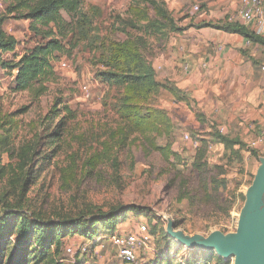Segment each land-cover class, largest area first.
Listing matches in <instances>:
<instances>
[{
  "label": "rangeland",
  "instance_id": "1",
  "mask_svg": "<svg viewBox=\"0 0 264 264\" xmlns=\"http://www.w3.org/2000/svg\"><path fill=\"white\" fill-rule=\"evenodd\" d=\"M83 1V10L94 22L91 41L94 38L96 44L80 40L73 32L75 14L63 12V36H59L54 27L52 29L64 51L54 58L55 76L47 82L45 94L36 98L30 91L14 92V78L0 68L1 116L16 114L15 120L18 121V129L13 131L9 147L17 154L22 145L29 143L37 151L35 159L26 156L21 162L17 155L12 156L0 149L2 232L8 236L10 224L16 222L15 233L8 236L5 264H10L13 255L23 251L18 246L19 227L27 217L44 221L80 218L85 225L79 232L63 236L61 245L57 246L55 241L45 257L42 255L44 250L38 249L39 264H123L116 256L110 235L136 234L141 225L148 227L151 243L141 251L137 264H187L196 257L204 258V252L217 255L215 251L183 244L178 235L209 237L215 232L232 235L238 231L248 190L264 159V144L257 143L264 119L245 121L242 118L245 111L241 109V114L234 115L239 112L234 106L238 110L242 108V103L251 99L256 88L263 96L264 50L250 45L245 48L246 58L239 60L228 52L230 50L223 49L216 60L211 47H202L205 36L200 32L191 34L192 27L189 26L228 19L240 21L241 0H160L176 25L189 29L179 33L167 29L162 34L150 36L129 25L133 19L130 6L139 0ZM140 4L139 7H145L144 3ZM197 4L200 6L198 11L195 10ZM9 6L10 2L0 0V19L5 20L7 33L18 40V47L15 55H4V59L17 62L18 58L50 39L34 32L32 21L11 12ZM150 17L156 18L153 10ZM145 24L147 22L142 23ZM124 30L145 38L143 54L156 69L160 82L165 84L167 69L174 65L175 71L183 75L189 61L195 68L192 71L188 64L189 71H192L190 75L194 76L197 71L196 80L178 95L161 90L150 102L172 121L171 135L159 137L154 133L148 140L142 138L113 153L93 174L79 173L74 182L66 184L60 170L68 165L69 156L77 153L81 167L96 149H101L100 144L91 138L93 130L101 134L99 129H114L120 123L118 108L123 90L106 85L99 74L104 70L100 62L101 46L126 40L128 36ZM215 47L218 51L219 45ZM243 59L244 66L254 72L256 88L238 82L237 87L231 89ZM246 72L244 67L242 78L249 79ZM183 91L186 100L181 101ZM217 100L224 104L223 109L217 108ZM60 102L69 105L75 114L74 119L66 120L65 128L61 123L66 113ZM56 106L57 116L54 112ZM60 130H64V134L58 139L56 134ZM218 134L241 144L225 148L215 141ZM186 135L192 142L185 139ZM67 139L69 143L65 141ZM150 142L161 147L171 145L177 158H172L173 163L169 164L159 153H145L141 144L148 146ZM193 142H198L197 148ZM203 146H209L208 163L203 172H198L192 168L199 147ZM2 166L7 174L2 175ZM212 178L225 182V187H220L211 203H202L199 201L203 196L200 183ZM130 205L138 206L142 211L126 213L114 229L97 222L100 216ZM71 246L76 249L75 256L66 252ZM80 247H87V254L79 253ZM225 260L234 264V258Z\"/></svg>",
  "mask_w": 264,
  "mask_h": 264
},
{
  "label": "trees",
  "instance_id": "2",
  "mask_svg": "<svg viewBox=\"0 0 264 264\" xmlns=\"http://www.w3.org/2000/svg\"><path fill=\"white\" fill-rule=\"evenodd\" d=\"M6 1L10 2L9 7L11 12L32 21L31 29L34 32L44 34L50 39L18 58L17 62L5 61L4 55H15L18 40L7 33L4 29L5 20L0 19V68L3 71L9 72L11 77L14 78V92L30 91L34 93L36 98H39L47 92L48 88L46 84L55 76L53 61L56 54L64 51L62 42L59 40L56 32H54V29H52L54 27L57 29L59 36H63L62 28H64V20L62 13L75 14L74 34L80 40H88L93 45L96 44L94 38L91 41V31L94 22L83 10V0ZM140 3H144L145 7H139ZM133 4L129 9L130 14L133 16L129 25L132 29L142 31L149 36L151 34H162L167 29L170 32L179 33L191 27L196 29L212 28L228 34L239 35L245 38L251 46L264 50V36L240 21H230L228 19L217 23L201 22L199 24H191L189 28H179L169 10L160 0H139L138 3L135 2ZM151 10L155 13V19L150 17ZM143 22H147V24L142 25ZM123 32L128 36L126 40L112 42L107 47L104 44L101 46L102 55L100 62L103 64L104 70L99 74L106 85L110 87L115 86L123 90L118 108L120 123L114 129L107 127L99 129L102 131L101 134L93 130L91 138L100 144L101 149H96L83 162L81 167L77 153L69 156L68 165L62 167L60 170L66 184L74 182L79 173L82 175L93 174L116 151L126 149L128 146L141 141L142 138L148 140L150 135L154 133L159 137H168L174 129L172 121L167 114L151 106L150 102L161 90L169 91L175 95L181 93V90L168 80L165 84L158 80L156 69L146 60L143 54V49L146 45L145 38L135 36L125 30ZM182 95V98L180 97L179 99L181 101L186 100V94L182 93ZM60 104L63 105L62 102ZM62 107L66 116L62 118L61 127L65 128L66 120L74 119L75 114L69 105L65 104ZM54 112L56 116L59 115L57 106L54 108ZM15 117L16 114L1 116L0 113V149L5 153L12 154V156L14 154L15 156L17 155L21 162L26 160V156H30L31 159L34 157L35 159L37 151L29 143L22 145L17 154L13 153L16 150H11L9 147L11 145L12 133L18 129V121L15 120ZM63 134L64 130H60L56 134V138L59 139ZM69 136L71 140L74 139L72 132H70ZM68 139L65 140L67 143H69ZM84 139L85 137L82 138V140ZM215 141L225 148H229L230 146L233 148L241 144L239 142H232L227 136L221 134L217 135ZM141 145L145 153H159L162 159L169 164L173 163L172 158H177V155L173 153L172 147L169 144L163 147L157 145L155 142H150L148 146ZM208 147H199L193 170L203 172V169L207 166L206 154ZM1 173L2 175L7 174L3 166ZM222 186L225 187V182H218L215 178L202 180L200 190L203 196L199 198V201L206 204L211 203L213 196L218 193V190ZM141 211L142 209L138 206H124L100 216L97 222L106 223L104 224L105 226L107 225L109 229H114L115 224L121 221L126 213ZM15 223L14 220L10 224L8 236H12L15 233ZM84 226L80 218H58L54 221H44L40 218H24L19 227L20 242L18 244L19 248L23 249V251L22 253L13 255L10 264H39L36 253L38 249L44 250L42 255L45 257L47 251L50 250L55 241L57 246L61 245L60 241L63 236L79 232L80 229H84ZM2 231L0 228V264H5V252L9 241L8 236ZM113 234L115 233H111V235ZM204 253H206L204 258L196 257L193 260H188L187 264H231V262L211 252Z\"/></svg>",
  "mask_w": 264,
  "mask_h": 264
},
{
  "label": "water",
  "instance_id": "3",
  "mask_svg": "<svg viewBox=\"0 0 264 264\" xmlns=\"http://www.w3.org/2000/svg\"><path fill=\"white\" fill-rule=\"evenodd\" d=\"M191 247L215 251L221 258H234V264H264V159L249 188L236 234L215 232L209 237L178 235Z\"/></svg>",
  "mask_w": 264,
  "mask_h": 264
},
{
  "label": "crops",
  "instance_id": "4",
  "mask_svg": "<svg viewBox=\"0 0 264 264\" xmlns=\"http://www.w3.org/2000/svg\"><path fill=\"white\" fill-rule=\"evenodd\" d=\"M190 33L193 34L195 32H200L203 36H205V41L202 47H211V49H213V55H216V60L219 59V54L220 52L223 51V49L226 50H230L228 51L229 53L232 54V56H234L235 58H238L239 60L241 59V57L246 58L245 55V48L250 46L249 42L239 36V35H233V34H228L225 33L223 31H219V30H215L212 28H204V29H196V28H192ZM203 43V42H201ZM216 45H219L218 47V51H216ZM257 48V47H256ZM258 49V48H257ZM184 51V48L183 50ZM190 56V55H189ZM192 58V56H190ZM172 59V58H171ZM173 62V60H171V63ZM190 68H192V71H194V67L192 65V63L189 61L188 62ZM188 64L186 65V71L183 73V75H179L176 71H175V65L171 66L167 69L168 74V81L172 82L179 90L182 91L183 88L186 87V85H191L195 82V77L197 75V71H195V75L191 76L190 74H192V71H189V66ZM222 64V62H221ZM173 65V63H172ZM246 65L245 60H242V66H240L238 68V71H236L237 76L235 77V81L231 84V89L234 87H237V83L239 82L240 84H248L249 86H254V88H256V81H255V75L254 72L249 70L248 66H244ZM216 66H218V63H216ZM228 69H230L231 67L229 66V64H227ZM246 67L247 69V74L249 75V79H245L242 78V74H243V68ZM185 77H187L188 80H185ZM208 85V83H206ZM242 90V89H241ZM259 89L256 88L253 93L251 94V99L250 100H245L242 103V108H235L236 106H234L235 111H239L234 115H239L241 114V109H243L245 112L243 113V117L245 118V121L247 120H252V121H256V120H263L264 119V88L262 91V95H260V92L258 91ZM184 93V91H183ZM215 105L217 106V108H221L223 109L224 104L221 103L219 100H217L215 102ZM221 113V112H219Z\"/></svg>",
  "mask_w": 264,
  "mask_h": 264
},
{
  "label": "built area",
  "instance_id": "5",
  "mask_svg": "<svg viewBox=\"0 0 264 264\" xmlns=\"http://www.w3.org/2000/svg\"><path fill=\"white\" fill-rule=\"evenodd\" d=\"M199 9L200 6L197 4L195 10L198 11ZM240 22L264 36V0H241ZM63 66H65V64H63ZM262 70L264 71V67ZM84 91L87 92L86 87ZM185 139L192 142L191 137L188 135L185 136ZM257 143L264 144V126L259 131ZM193 145L197 148L198 142H193ZM212 147L213 146L210 145V148ZM110 242L115 248L117 258L123 264H137L141 251L146 250L151 243V236L148 227L146 225H141L136 234L110 235ZM66 252L70 256L76 255V249L73 246L67 247ZM87 252V247L79 248V253L82 255L87 254ZM90 264L94 263L91 262Z\"/></svg>",
  "mask_w": 264,
  "mask_h": 264
}]
</instances>
